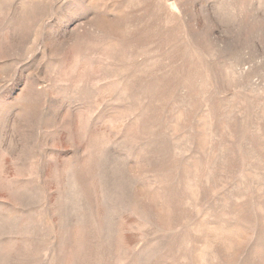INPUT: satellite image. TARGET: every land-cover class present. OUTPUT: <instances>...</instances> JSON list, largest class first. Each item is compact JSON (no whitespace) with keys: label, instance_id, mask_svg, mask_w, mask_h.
<instances>
[{"label":"rangeland","instance_id":"1","mask_svg":"<svg viewBox=\"0 0 264 264\" xmlns=\"http://www.w3.org/2000/svg\"><path fill=\"white\" fill-rule=\"evenodd\" d=\"M0 264H264V0H0Z\"/></svg>","mask_w":264,"mask_h":264}]
</instances>
